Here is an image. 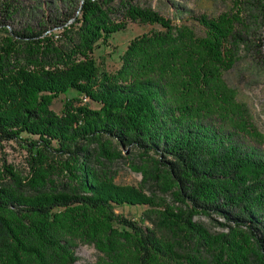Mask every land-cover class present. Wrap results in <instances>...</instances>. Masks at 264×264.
<instances>
[{
	"label": "trees",
	"instance_id": "trees-1",
	"mask_svg": "<svg viewBox=\"0 0 264 264\" xmlns=\"http://www.w3.org/2000/svg\"><path fill=\"white\" fill-rule=\"evenodd\" d=\"M244 6L264 16V0ZM241 13L191 24L139 0H0V144L27 151L25 170L0 164V264H74L82 242L107 264H264V139L224 76ZM130 22L159 27L101 67L96 46ZM126 147L178 203L113 179ZM125 204L149 208L139 220Z\"/></svg>",
	"mask_w": 264,
	"mask_h": 264
},
{
	"label": "rangeland",
	"instance_id": "rangeland-1",
	"mask_svg": "<svg viewBox=\"0 0 264 264\" xmlns=\"http://www.w3.org/2000/svg\"><path fill=\"white\" fill-rule=\"evenodd\" d=\"M140 3L151 5L159 10L165 17L176 22L185 21L195 24L192 15L207 14L216 16L222 12L238 14L243 16L245 25L239 28L246 32L245 41L235 48L236 61L232 68L224 73L230 85L234 87L237 97L245 102L251 112L252 120L257 125L264 139V49L263 46L255 45L258 37L264 36V16H259L257 10L246 11L244 4L247 0H139ZM180 14V17H179ZM198 23V22H197ZM158 24H140L130 22L128 26L112 34L106 43L100 42L95 48V56L101 67L114 70L121 63V54L126 49L129 41L136 35L147 32L153 28H158ZM241 30V31H242ZM2 33L0 32V36ZM77 95L75 90L67 94L62 93L53 103V108L60 112L64 106L65 99ZM84 101H88L84 99ZM90 102V101H89ZM90 105L98 107L97 102L91 101ZM264 141V140H263ZM264 145V144H263ZM27 151L14 141H5L0 144V164L6 160L18 169L25 170ZM124 158L110 162L109 169L113 179L122 184H134L142 187L148 193L156 192L160 196H165L170 205H174L175 200L171 192H164L160 186H156L152 177H147L145 171L149 168L151 159L142 156L131 148L124 150ZM63 175V174H61ZM60 178H62L60 176ZM149 208L148 204L119 205L116 211L128 217L143 219V211ZM196 219L203 222L213 233L226 232L227 227L220 223L223 217L214 215L196 216ZM146 225L151 226L149 220H145ZM78 259L74 264H107V260L90 242H82L76 248Z\"/></svg>",
	"mask_w": 264,
	"mask_h": 264
}]
</instances>
